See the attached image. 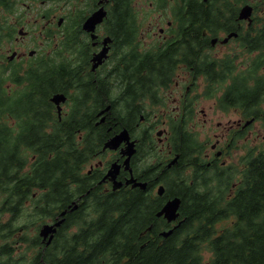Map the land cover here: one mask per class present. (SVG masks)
<instances>
[{
	"label": "flooded vegetation",
	"instance_id": "flooded-vegetation-1",
	"mask_svg": "<svg viewBox=\"0 0 264 264\" xmlns=\"http://www.w3.org/2000/svg\"><path fill=\"white\" fill-rule=\"evenodd\" d=\"M157 1L161 8L169 3L173 5L169 11L156 15L159 37L151 34L155 25L148 24L136 8L110 12V4L114 7L115 0H84L86 5L95 4L92 10L84 12V16L103 5L107 11L106 17L109 16L110 19L108 31L104 30V21L95 29L94 38L92 32L81 28L79 39L82 44L76 50V80L80 84L86 83L87 79L93 83L105 78L110 82L116 81L110 91L109 111L122 119L124 117L121 115L127 116L128 122L123 128L127 132V138L115 147L112 146L115 142L107 145L123 130L111 132L109 128L107 132L111 133L100 146L96 141L91 142L97 147L88 150L92 154L81 166L78 191L85 185L83 192L58 214L48 215L41 223L37 235L42 251L52 244L51 241L47 243L49 235L45 238L39 236L43 224H54L63 219L54 235L61 232L65 241L85 232L87 226L82 229L83 226L93 217L89 201L92 200L93 193L98 191L95 189L97 187L101 192L109 194L118 190L141 191L149 200H156L159 208L155 216L163 219L164 223L156 227V230L157 224H149L147 234L156 237L153 235L155 232L161 242H174L180 236L177 235L178 227L188 216L182 215L185 203L181 202L187 193L179 191L181 184L186 183L189 188L198 187L199 190L211 192L212 186L222 177L219 166L227 171L238 161L239 155L235 149L245 144L252 147L264 146V100L261 99L255 110L245 115L240 106L228 107L224 98V95H228L224 87L228 80L229 60L233 62L232 66H236L238 73L245 74L250 66L256 70L257 74L249 84H254L259 76L264 78V64L259 68L256 65L264 62V29L259 30L238 18L243 5L250 3L254 10L260 0H231L230 8L225 5L227 0H189V11L186 12L174 10V2L177 0ZM181 14L186 16L181 18ZM71 15L76 16V12H65L63 19L66 20ZM41 18L47 19V22L39 29L40 34L46 39L53 38L50 34L54 35L58 30L52 28L55 15L42 14ZM62 28L64 34L67 28ZM24 32L25 35L22 34L21 37L27 35V31ZM180 33L183 37L179 41ZM105 35L109 38L107 56L94 70L93 58L104 47ZM149 38H153V41L150 42ZM83 46H87V52L82 51ZM32 50L35 53L30 54V50L25 53L18 48L9 55H4L0 50V67L4 74L10 75L14 63L21 64L24 74L27 70L30 72L27 68L32 66L35 56L39 54L37 48ZM68 51L71 49H67ZM56 53L54 57L48 55L50 51H46L44 55L47 54L56 64L68 61L60 57L65 54ZM153 56L154 60L149 59ZM152 62L158 64V75H147L149 63ZM106 66L108 76H97L99 71L103 73L101 71ZM245 95L251 97L248 93ZM259 97L260 93H256L252 99L257 100ZM204 100H211V109L219 115L213 117L204 108H197ZM69 102L68 95L64 102L66 108L69 107ZM89 105L92 104H86L85 107ZM53 109L57 110L55 106ZM83 109L82 103L79 111ZM216 130L219 133H215ZM202 131L212 133L201 137ZM87 143V140L79 141L80 145ZM243 166L244 163H241L240 171ZM128 179L134 181L127 183ZM117 182H121L120 186H117ZM236 185L237 183L226 192V199L235 195ZM220 191L219 188L217 192ZM217 192L212 193L220 197L221 194ZM176 197L180 198L177 217L167 220L163 215L158 216L157 212L162 206ZM201 198L207 201L205 196ZM62 211L64 213L61 216ZM81 216L85 218L80 220ZM34 236L29 245L34 248L33 255L36 252ZM12 240L24 243L25 237L15 235V239L2 240L0 252L12 254L15 250ZM83 250L82 247L79 248L80 252H84ZM84 255H94V252L86 250Z\"/></svg>",
	"mask_w": 264,
	"mask_h": 264
},
{
	"label": "trees",
	"instance_id": "trees-1",
	"mask_svg": "<svg viewBox=\"0 0 264 264\" xmlns=\"http://www.w3.org/2000/svg\"><path fill=\"white\" fill-rule=\"evenodd\" d=\"M181 3V10L186 11L185 1ZM130 4L132 0H116L111 9L126 11ZM0 6L9 10L12 4L0 1ZM2 25L0 34L4 29V36L15 30L10 24ZM60 44L64 50L69 48L64 40ZM53 61L44 65L41 58L34 59V66L25 74L20 65H12L8 79L20 82L21 76L27 81L12 93L5 86L7 78L0 67V242L15 239V235L24 237L25 233L19 232L22 219L25 218V227L56 215L83 192L85 185L78 191L81 166L92 154L88 150L97 147L91 142L100 146L109 133L125 128L128 122L107 112L104 122L96 124L92 109L99 106L98 110L109 101L108 91L99 97L96 92L104 90L102 85L84 83V94L81 93L76 85V70ZM232 64L227 62L226 91L228 97L232 95L228 104L242 107L247 115L264 100V78L251 85L249 81L256 70L250 66L241 74ZM157 67L156 62L149 63L147 75H158ZM59 91L70 98L62 117L47 101ZM256 93L260 97L254 100ZM90 101L92 106L80 112L82 102ZM252 101L256 102L250 104ZM80 138L88 143L80 145ZM235 151L245 166L234 197L227 200L223 196L220 201L221 196H206L204 201L199 196L204 191L181 184L179 191L187 193L182 198V215L188 216L178 227L180 236L176 241L161 242L155 232L156 237L147 234L149 224H157L156 230L164 223L155 216L159 208L156 200H149L141 191L109 194L97 187L89 201L92 223L83 226L82 229L87 226L85 232L68 241L58 232L45 251L34 234L36 252L30 264H264V146L245 144ZM80 247L84 252L79 251ZM86 250H92L94 255H84ZM205 251L208 255H204ZM0 264H18V259L3 251Z\"/></svg>",
	"mask_w": 264,
	"mask_h": 264
},
{
	"label": "rangeland",
	"instance_id": "rangeland-1",
	"mask_svg": "<svg viewBox=\"0 0 264 264\" xmlns=\"http://www.w3.org/2000/svg\"><path fill=\"white\" fill-rule=\"evenodd\" d=\"M135 1V8L139 10V13L144 17V20L147 21L148 24L155 25L154 29L151 31V34L157 35L158 37L160 34L158 33L156 22L157 20V13L162 11H169L173 5L169 3L165 7L161 8L159 2L157 0H134ZM7 3H12L14 5V8L10 13H4L3 10L5 8L0 9V21L2 23L10 24L12 25L15 30L9 35L4 36V29L1 31L3 37V40L0 42V50L4 52V55L10 54L14 49H22L25 53L32 51V53H35L32 49H38L39 54L35 58L39 59L42 55V53H46V51H50L51 57L55 56L56 52H60L63 50V47L61 46L60 40L63 39V32L62 29H58L53 37L52 40H46L45 36L40 34L39 29L47 22V19L41 18L42 14H54V24L52 25V28L56 27V24L60 18H63V15L65 12H76L77 9H79L82 5L78 2V0H70L67 5L62 4L59 0H6ZM77 8V9H76ZM2 13L6 14L3 19ZM73 15H71L67 20H63L62 24H67L73 20ZM35 19V20H34ZM62 20V19H61ZM36 21V22H35ZM52 23V21H50ZM59 25V26H62ZM71 24V23H70ZM70 24L68 26H70ZM67 26V27H68ZM27 31V35L21 37V33L25 35V32L23 30ZM19 31H22L21 33H18ZM1 36V34H0ZM2 37V36H1ZM107 35L104 36L106 38ZM149 41L152 42L153 38H149ZM88 48L83 46V52H87ZM74 51V50H71ZM21 53V52H19ZM71 58V57H69ZM68 58V59H69ZM28 62H30L28 60ZM42 64L47 65L48 62H43ZM34 66V65H32ZM7 77V76H3ZM5 86L9 88L10 92H15L17 86L11 83L10 81L5 80ZM211 100H204L201 101L197 108H204L205 111L208 113V115L216 117L217 113L214 112L213 109H211ZM63 112L67 110V105L63 104ZM215 133H219V130L214 131ZM207 133L211 134L212 132L208 131H202L201 137L205 136ZM264 134V131H263ZM239 155V152H238ZM240 158L237 162H234L232 165L233 173L231 174V178L229 180V188L226 189L228 192L230 188L234 187V184L239 182V179L241 175L236 174L234 171L236 167L240 166ZM223 169V168H222ZM221 169L220 172H223ZM227 183L226 179L221 182V184L216 188L218 190L222 185H225ZM1 199V197H0ZM29 204V203H27ZM47 218L44 217L43 220L29 223L27 226H23L25 223V218L22 219L23 221H20L21 230L20 233H25V241L24 243H16V240H12L13 243H15V250L12 253V258L18 259V264H30V258L34 253V248L29 246L31 244L32 237L34 236L35 232H38V227L41 225L43 221H45ZM230 219V218H229ZM27 237L30 238L29 241H27ZM204 255H208V252L205 251Z\"/></svg>",
	"mask_w": 264,
	"mask_h": 264
},
{
	"label": "water",
	"instance_id": "water-1",
	"mask_svg": "<svg viewBox=\"0 0 264 264\" xmlns=\"http://www.w3.org/2000/svg\"><path fill=\"white\" fill-rule=\"evenodd\" d=\"M250 13H251V8L249 6H244L241 10H240V14H239V18L244 19V18H249L250 17ZM105 16V11L103 10V8L98 9L97 11L93 12L90 16H88L83 24V28L87 29V30H94L96 24L100 23L102 21V19ZM59 22H61V19L59 20ZM22 31H19V33H21ZM106 48L102 50V52L100 53V57H99V62H101V58L105 55L106 53ZM30 54H32V51L30 52ZM98 64H94V66H96ZM52 101H54L57 105H59V103L61 101L65 100V96L63 94H55L53 95V97L51 98ZM109 106H107L105 109H108ZM58 111H60V107L58 106ZM127 138V132L126 130H122L120 131L117 135H115L107 145H109L110 143H113L112 146L115 147L117 146V144L123 140ZM116 172V171H115ZM117 186H120V182L116 183ZM142 186L144 187L145 185L142 184ZM160 190L162 191V187H160ZM180 204V199L179 198H173L172 200L166 202L162 208L157 212V215H163L167 220H173L176 218V216L178 215V207ZM64 211L61 212V216L63 215ZM63 219L58 220L57 222H55L54 224H44L40 230V235L44 236V238L49 235V238L47 240V243H50V241L53 239L54 237V233L57 230V227L60 226V224L62 223ZM164 234V233H163Z\"/></svg>",
	"mask_w": 264,
	"mask_h": 264
}]
</instances>
